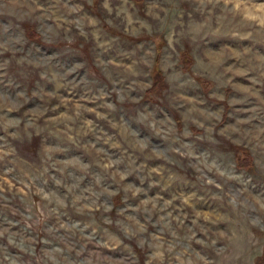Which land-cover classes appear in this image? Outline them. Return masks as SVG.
Returning <instances> with one entry per match:
<instances>
[{
	"label": "rangeland",
	"instance_id": "rangeland-1",
	"mask_svg": "<svg viewBox=\"0 0 264 264\" xmlns=\"http://www.w3.org/2000/svg\"><path fill=\"white\" fill-rule=\"evenodd\" d=\"M0 264H264V0H0Z\"/></svg>",
	"mask_w": 264,
	"mask_h": 264
},
{
	"label": "trees",
	"instance_id": "trees-1",
	"mask_svg": "<svg viewBox=\"0 0 264 264\" xmlns=\"http://www.w3.org/2000/svg\"><path fill=\"white\" fill-rule=\"evenodd\" d=\"M24 26H25V31H26L27 35H29L32 38H37L38 37V33L34 30V28H33V26L31 24H25ZM182 59L184 61L183 64H185V63L189 64V63L192 62L191 56L187 52L183 53V58ZM154 75H156V78H153V82H152V85H151V88H150L151 90H155L156 88L164 86V82H163V79H162V75L160 73V69H156Z\"/></svg>",
	"mask_w": 264,
	"mask_h": 264
}]
</instances>
